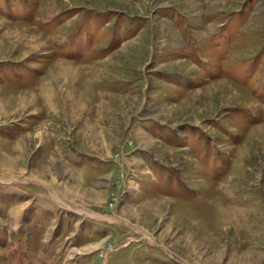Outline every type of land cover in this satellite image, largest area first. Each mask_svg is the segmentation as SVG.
<instances>
[{
    "label": "rangeland",
    "instance_id": "374dc122",
    "mask_svg": "<svg viewBox=\"0 0 264 264\" xmlns=\"http://www.w3.org/2000/svg\"><path fill=\"white\" fill-rule=\"evenodd\" d=\"M0 264H264V0H0Z\"/></svg>",
    "mask_w": 264,
    "mask_h": 264
},
{
    "label": "crops",
    "instance_id": "0c3cea01",
    "mask_svg": "<svg viewBox=\"0 0 264 264\" xmlns=\"http://www.w3.org/2000/svg\"><path fill=\"white\" fill-rule=\"evenodd\" d=\"M15 7V6H14ZM14 9H16V8H14ZM20 10L22 9V8H19ZM16 10H18V9H16ZM84 197V196H83ZM54 198L56 199L55 201L57 202L58 201V203H60V201H59V197L58 196H55L54 195ZM61 199V198H60ZM62 200V199H61ZM40 202V201H39ZM43 201H41V203H42ZM43 204V203H42ZM64 206V205H63ZM87 212V211H86ZM97 215H99V216H101V214H97ZM94 216H95V214H94ZM101 217H103V216H101ZM106 218H108L107 216H105ZM105 217H103V218H105ZM108 219H110L111 220V218H108Z\"/></svg>",
    "mask_w": 264,
    "mask_h": 264
}]
</instances>
